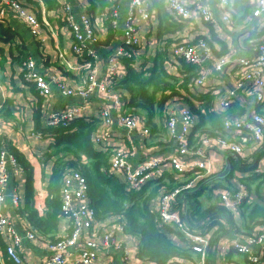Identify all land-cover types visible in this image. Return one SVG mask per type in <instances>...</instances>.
Segmentation results:
<instances>
[{
	"label": "built area",
	"instance_id": "obj_1",
	"mask_svg": "<svg viewBox=\"0 0 264 264\" xmlns=\"http://www.w3.org/2000/svg\"><path fill=\"white\" fill-rule=\"evenodd\" d=\"M56 1L60 6V11L54 16L66 24L68 28L72 54L79 59L95 60V51L90 46L97 44L100 38L93 27L94 23L90 21L87 15L80 16L79 21L76 22L70 5ZM143 2V0H130L126 19L123 23L122 46L110 57L105 72L101 76L97 75L95 69L91 70L92 66L88 61L84 67L88 71L90 69L91 72L84 85L76 88L59 85V91L63 97L77 99L82 108L95 94L104 102L100 112V126L92 140L94 145L110 149V170L119 176L127 190H139L147 181L159 177L162 174L161 168L164 163L170 166L171 172L176 178H183L188 174L194 176L191 180H185L181 186L162 193L154 209L160 224L177 232L190 242L195 253L203 255L208 246V239L199 232L190 231L180 218L179 212L174 211L173 207L184 192L192 190L197 185V179L201 180L215 173L213 168L209 166L210 157L205 150L223 152L245 159L252 152H256L258 148L264 147V111H252L250 114H244L240 117L225 118L222 122L223 135L207 136L197 133L190 140V135L198 124V118L190 109H181L177 116L172 115L167 118L166 128L171 142L174 144V154L167 159L152 158L135 168L127 160L120 147L113 146L110 148L108 146L111 145L110 142L112 141L110 128L114 119L129 132L139 131L143 137L149 136L144 118L123 113L122 97L114 89V81L125 75L121 59L131 57L127 48H139L141 45L138 30L133 24V17L137 12H140ZM218 3L224 12L222 21L226 25H230V0H218ZM167 7L173 19L181 22L190 20V12L186 7L185 0H167ZM29 8L31 7H26L17 0H0V24H8L9 19L14 17L27 28L32 37H38L41 27L50 29L49 24L44 18L41 20L37 18ZM197 13L203 22L211 23L213 21V15L207 8H199ZM116 14L115 9L112 14L113 28L117 18ZM252 17H264V0H257ZM148 18L149 14L143 13L142 19L147 20ZM255 44L256 47L249 57H242L235 61L223 57L218 59L214 65L216 74H221L225 69L233 66L236 76L224 95L220 97L217 111L226 110L237 101L240 93L245 94L257 105L264 104V34ZM171 53L174 58L187 65L201 67L206 58L210 56V49L204 40L195 42L184 40L177 43L172 48ZM21 75L26 82L33 85L40 97L44 99L50 97V82L38 73L33 59L28 58L22 63ZM205 81V75L198 72L194 86L204 88ZM81 107L66 109L61 113L52 115L47 121L48 127H67L74 119L80 117ZM113 114L115 115L114 118H112ZM11 173L18 174L17 162L6 152H1L0 204L6 200ZM254 173L258 175L261 171L257 169L254 170ZM232 184L233 187L218 193L220 205L228 211L238 209L243 202L249 199L246 186L243 183L236 180ZM10 205L15 210L20 208L18 196L11 198ZM61 214L69 221V233L53 240L41 238L28 227L25 233L20 235L6 218L0 217V235L8 241L4 252L12 264H22L18 248L23 237L29 241L39 240L45 244L48 253L41 264H101L102 262L105 264H154L138 258L131 261L127 247H122L114 242L115 233L123 231V224L120 221L116 220L111 224L102 223L105 225L99 227L101 222L96 221L95 213L87 198L86 181L78 171L69 170L65 173L61 188ZM99 230H103L101 235H98ZM263 244L264 234H254L245 240L229 238L227 243L229 248L244 255L251 264H259L262 257L261 251L256 254L253 250L256 247L261 249ZM116 253L121 254V256L117 257ZM171 264L182 263L181 260L174 259Z\"/></svg>",
	"mask_w": 264,
	"mask_h": 264
},
{
	"label": "crops",
	"instance_id": "obj_2",
	"mask_svg": "<svg viewBox=\"0 0 264 264\" xmlns=\"http://www.w3.org/2000/svg\"><path fill=\"white\" fill-rule=\"evenodd\" d=\"M38 6L31 5L29 10L34 13L37 18L45 19L49 28L41 27L38 37L31 36L27 28L21 24L16 18L9 19L8 24H2L7 27L12 33L10 41H6L3 37L0 39V113L9 107L12 110V119L4 120L0 117V136L4 137L18 153L22 154L24 158L32 165L34 173V196L43 197L45 195V187L47 184V177L51 173L52 163L50 161L44 162V154L48 152L49 145L52 142L51 138L43 137V135L35 129L34 114H37L40 122V130H48L50 127L47 121L52 115L61 113L66 109H75L81 107L80 102L74 98H66L61 96L59 85L67 86V88H76L83 86L86 78L91 72L84 67L85 63L90 61L91 70L97 75L101 76L107 67L110 57H112L116 50L122 46L123 41V23L126 19L127 8L130 0H115L117 18L114 25V37L108 43H105L106 30L104 29L101 19H97L93 25L95 32L98 34L100 40L97 44L90 46L95 51L96 59H79L74 56L70 50L71 37L68 32L66 24L60 19L56 18L54 14L60 11V6L53 11H49L39 0H35ZM59 2L68 3L71 7L75 21L78 22L80 16H88V0H58ZM143 5L140 12H137L133 17V24L138 30V35L141 41V47L137 49V59L141 57L149 58L155 51L163 45L158 41V16L150 0H143ZM257 0L254 1V7ZM235 0H230V25H226L222 21L223 10L220 8L218 0H185L186 7L190 12V20L182 22L181 29L177 30L171 37L172 43L166 45L169 52L171 63L165 62L166 69L169 73L173 74L176 70V76H179L180 64L179 60L172 56V48L184 40L188 42H195L197 40H204L209 49L210 56L206 58L199 72L206 77L205 87L197 88L195 90L201 93L209 92L214 96L213 111L219 112L217 109L218 101L230 87V84L235 80V68L228 67L221 74L214 72V65L220 58H226L230 61H235L242 57H249L252 54L250 49L251 44L256 42L264 34V17L254 18L247 17L241 22H237L233 18V6ZM24 4V3H23ZM165 11L170 16V20H176L171 17L170 11L167 7V0H165ZM199 8H207L213 15L211 23H205L198 16ZM45 12V13H44ZM143 13L149 14L147 20H143ZM254 39H249L250 37ZM170 41V42H171ZM249 45V47H247ZM225 51L224 54H221ZM255 55V52H254ZM28 58L33 59L36 64L38 73L50 82L51 95L44 99L38 95L31 83L26 82L21 75V66ZM174 75V74H173ZM120 76L119 78H122ZM194 90V91H195ZM237 104L245 111V114H250L252 111L263 112L264 104L257 105L247 97L245 94H239ZM104 102L98 97L97 94L89 98L86 106L80 112L81 118H96L100 120V112ZM188 108L184 100L170 101L165 106V112L168 116H177L181 109ZM189 109V108H188ZM125 115H130L125 112ZM244 115V114H243ZM115 115H112L114 118ZM100 126V123H99ZM110 137L112 141L110 148L113 146L120 147L127 157V160L135 168L142 163L149 161L152 158L167 159L174 154V144L165 129V134L161 137H143L139 131L129 132L123 128L114 119L112 127L110 128ZM193 144V143H192ZM96 149L102 148L99 145H94ZM210 157L209 166L213 168L214 174L217 175L222 172L226 166L227 158L231 155L223 152L212 150H205ZM264 147L257 149V152H263ZM133 154V155H131ZM18 174L11 173L8 182V189L6 192V200L0 204V217L6 218L13 226L14 230L20 235L25 233L28 226L27 214H22L20 211L24 209V194H25V174L22 168L17 164ZM162 174L165 172L172 174L170 166L164 163L162 166ZM260 169L261 173L254 175V185H251L253 192H248V203L251 206H259L264 209V156L257 163L254 170ZM235 176H243L242 174L235 173ZM193 175H186L183 178H177L180 183L185 180L193 179ZM206 178V177H205ZM202 178L201 180L205 179ZM197 179L196 182L201 181ZM236 181V180H235ZM225 185L223 189H214L212 196L217 200L210 203L203 200L206 198L205 192L198 198L202 209L207 208L209 205H216L219 202L218 193L233 187L232 182ZM224 183L225 181L215 179L210 181L208 187L214 186L216 183ZM211 185V186H210ZM230 185V186H228ZM260 185V186H259ZM259 186L258 192L255 190ZM195 188V187H194ZM193 188V189H194ZM192 189V190H193ZM191 191V190H190ZM13 196H18L20 200V208L15 210L10 205V200ZM202 198V200H201ZM182 199L177 200L176 204H180L182 208L186 207V203ZM250 206V207H251ZM40 209L43 210L44 206L41 205ZM243 206L235 210L228 211L234 221V230H232L227 237L222 238L220 241L213 243L208 254V246L203 255L191 253L190 259L181 260L182 264H251L244 255L236 253L227 245L228 239L245 240L254 234H264V223L260 219L249 234L246 233L243 227L242 219ZM117 220V219H116ZM116 220H108L111 224ZM105 224L99 223V227ZM68 219L60 216L58 219L57 230L54 235L55 239L64 237L69 233ZM103 230L98 231L101 235ZM173 241H178L177 235L171 237ZM185 240V238H184ZM114 242L120 244L122 247H127L129 252V259L133 261L136 259L138 239L134 236H128L123 231H117L114 235ZM8 241L0 235V264H12L3 252ZM189 244L187 240L183 243ZM191 247V245H190ZM256 254L261 251L262 257L259 264H264V244L263 247H256L253 250ZM19 256L22 264H41L47 257V249L44 243L39 240L29 241L22 238V243L18 248ZM260 254V255H261ZM259 255V256H260ZM119 257L121 254H117ZM101 264H105L102 262Z\"/></svg>",
	"mask_w": 264,
	"mask_h": 264
},
{
	"label": "trees",
	"instance_id": "obj_3",
	"mask_svg": "<svg viewBox=\"0 0 264 264\" xmlns=\"http://www.w3.org/2000/svg\"><path fill=\"white\" fill-rule=\"evenodd\" d=\"M26 7L38 6L35 0H17ZM47 10L53 11L58 7L56 0H39ZM255 0H235L233 6V18L237 22L251 17ZM88 16L95 24L101 19L106 30L105 43L113 39L114 28L112 14L116 9L115 0H88ZM152 8L158 16V41L162 47L157 49L149 58L137 59L136 47L127 48L131 54L129 58H122L125 75L114 81V89L121 95L123 101V113L134 117L144 118L145 127L149 130V137H161L165 134L168 115L165 106L170 101L184 100L188 108L197 116L198 124L193 129L190 140L194 135L216 136L223 135L222 122L225 118L240 117L245 111L234 102L226 110L214 112V96L209 93H201L195 90L194 81L198 75L199 67L185 64L179 60V76L169 73L165 62L171 63L166 45L172 43V35L181 29V21L170 20L165 11V0H150ZM12 33L7 27L0 24V39L3 37L10 41ZM249 39H254L252 36ZM171 41V42H170ZM249 47V45L247 46ZM256 47L251 44L250 49ZM222 51L221 54H224ZM195 90V91H194ZM4 120L12 119V110L7 107L0 113ZM35 129L43 137L51 138L48 152L44 154V162L52 163L51 173L47 177L45 195L34 196V173L32 165L24 156L0 136V154L6 152L12 156L24 171L26 179L24 194V209L20 211L27 214L28 226L38 236L45 240L55 239L58 219L61 214V188L65 173L69 170L78 171L87 184V198L90 207L95 213L97 222L105 223L108 220H118L123 224V231L128 236L138 239L136 257L139 260L154 264H171L174 259L187 260L193 252L189 244L184 245V238L169 227L160 224L155 212V205L159 196L182 185L171 174L163 173L159 177L147 181L139 190H127L119 176L110 170V149H96L93 136L96 133L100 120L96 118H76L67 127H56L48 130H40V122L37 114H34ZM264 156L263 152H252L245 159L229 156V174L219 179L224 183H216L210 189H223L231 180L236 179L246 186L249 192L254 185V169ZM235 173L243 176H235ZM191 175V174H188ZM215 175L199 181L191 191L184 192L180 199L186 203L182 208L180 204L173 207L178 211L180 218L186 227L203 236L209 237V249L213 243L234 230V221L229 212L220 202L202 209L198 198L208 190V183ZM202 185L201 188H199ZM230 186V185H228ZM260 186V185H259ZM259 186L255 192H258ZM199 188V189H198ZM229 189V188H228ZM184 196V197H183ZM211 197V196H209ZM208 197V199H209ZM218 198V196H216ZM44 209L41 210L40 206ZM246 200L239 207L242 209L243 229L249 234L254 228L256 219L264 223V209L259 206H251ZM251 206V207H250ZM177 235L178 241L171 238ZM4 252V250H3Z\"/></svg>",
	"mask_w": 264,
	"mask_h": 264
},
{
	"label": "water",
	"instance_id": "obj_4",
	"mask_svg": "<svg viewBox=\"0 0 264 264\" xmlns=\"http://www.w3.org/2000/svg\"><path fill=\"white\" fill-rule=\"evenodd\" d=\"M229 172H230V165H229V163L227 161L224 170L222 172H220L219 174L215 175L213 178H211L210 181H213L215 179H223L229 174ZM201 187H202V185L199 188H201Z\"/></svg>",
	"mask_w": 264,
	"mask_h": 264
},
{
	"label": "rangeland",
	"instance_id": "obj_5",
	"mask_svg": "<svg viewBox=\"0 0 264 264\" xmlns=\"http://www.w3.org/2000/svg\"><path fill=\"white\" fill-rule=\"evenodd\" d=\"M141 47V46H140ZM175 72H176V70H175ZM175 72H173V74L175 75L176 73ZM211 186V185H210ZM210 189H211V187H208V190L207 191H205V196H206V198H203V200L205 199V201H209L210 200V203L211 202H213L214 200L215 201H217L212 195H209L210 194ZM209 196H211V197H209ZM208 197H209V199H208ZM201 200H202V198H201Z\"/></svg>",
	"mask_w": 264,
	"mask_h": 264
}]
</instances>
